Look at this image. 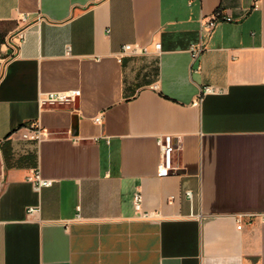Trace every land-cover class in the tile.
<instances>
[{"label":"crops","instance_id":"crops-1","mask_svg":"<svg viewBox=\"0 0 264 264\" xmlns=\"http://www.w3.org/2000/svg\"><path fill=\"white\" fill-rule=\"evenodd\" d=\"M0 141V264H264V0H0Z\"/></svg>","mask_w":264,"mask_h":264},{"label":"built area","instance_id":"built-area-1","mask_svg":"<svg viewBox=\"0 0 264 264\" xmlns=\"http://www.w3.org/2000/svg\"><path fill=\"white\" fill-rule=\"evenodd\" d=\"M193 0H190L192 3ZM233 18L230 16H215L210 18L208 21L201 20V27H206L209 32H211L221 21H231ZM16 37L18 40H16ZM25 40V32L23 29L17 31L14 35L9 38V43L13 49L15 55L20 53V47ZM161 43L156 44V49L160 50ZM205 48V43L195 44L191 47V52L194 58H196L200 52ZM149 52V48L146 45L140 43H126L123 45L119 56L122 59L125 55L129 54H145ZM219 89L214 86H206L203 90L204 93L217 92ZM80 94L79 90H69V91H47L42 92L39 95L38 102L41 108L48 106H62L67 104H73L76 102ZM94 121L98 124H103V115L99 114L94 117ZM19 135L21 138L26 140L42 141L43 139L53 136V132L44 127L39 121H34L28 125H24L19 129ZM158 143L161 148V159L158 164V171L160 176L168 175L173 169V152L175 150V145L173 141V136L170 134L161 135L158 138ZM5 166L2 153V145L0 141V178L4 176ZM32 180L37 182L38 187L52 185V179H44L39 173H36ZM187 194L191 195L190 191ZM134 207L137 211L142 212L143 207V195L140 191H136L133 197ZM39 211V207H30L29 213ZM142 215H146L142 213ZM241 228V225L239 226Z\"/></svg>","mask_w":264,"mask_h":264}]
</instances>
